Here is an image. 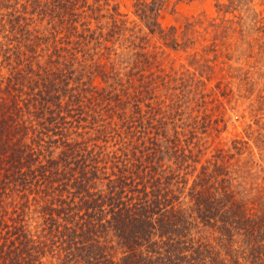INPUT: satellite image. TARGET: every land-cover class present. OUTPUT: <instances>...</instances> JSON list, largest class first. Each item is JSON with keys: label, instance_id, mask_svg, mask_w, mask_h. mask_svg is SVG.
I'll list each match as a JSON object with an SVG mask.
<instances>
[{"label": "trees", "instance_id": "obj_1", "mask_svg": "<svg viewBox=\"0 0 264 264\" xmlns=\"http://www.w3.org/2000/svg\"><path fill=\"white\" fill-rule=\"evenodd\" d=\"M161 7L137 9L153 31ZM14 69L0 67V264H264V183L246 187L222 154L197 173L201 150L166 132L121 155L89 148L71 137L84 94L64 69Z\"/></svg>", "mask_w": 264, "mask_h": 264}, {"label": "rangeland", "instance_id": "obj_2", "mask_svg": "<svg viewBox=\"0 0 264 264\" xmlns=\"http://www.w3.org/2000/svg\"><path fill=\"white\" fill-rule=\"evenodd\" d=\"M73 1L79 21L64 0H0L2 75L31 62L64 69L84 94L71 137L89 148L121 155L166 132L201 150L197 173L222 154L246 187L264 183L261 167L247 172L251 160L264 167V0H162L154 31L137 13L152 0Z\"/></svg>", "mask_w": 264, "mask_h": 264}]
</instances>
